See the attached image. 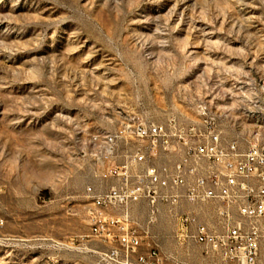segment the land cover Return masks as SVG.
Instances as JSON below:
<instances>
[{"label":"rangeland","instance_id":"obj_1","mask_svg":"<svg viewBox=\"0 0 264 264\" xmlns=\"http://www.w3.org/2000/svg\"><path fill=\"white\" fill-rule=\"evenodd\" d=\"M201 104L264 139V0H0V264H100L104 130Z\"/></svg>","mask_w":264,"mask_h":264},{"label":"built area","instance_id":"obj_2","mask_svg":"<svg viewBox=\"0 0 264 264\" xmlns=\"http://www.w3.org/2000/svg\"><path fill=\"white\" fill-rule=\"evenodd\" d=\"M104 132L111 155L86 187L100 264H264V139L226 141L206 104Z\"/></svg>","mask_w":264,"mask_h":264},{"label":"bare ground","instance_id":"obj_3","mask_svg":"<svg viewBox=\"0 0 264 264\" xmlns=\"http://www.w3.org/2000/svg\"><path fill=\"white\" fill-rule=\"evenodd\" d=\"M105 137H106V145H107V150H108L107 151L108 154H106V155L110 156L111 155V144H112V135H111V132L108 133L107 135H105Z\"/></svg>","mask_w":264,"mask_h":264}]
</instances>
